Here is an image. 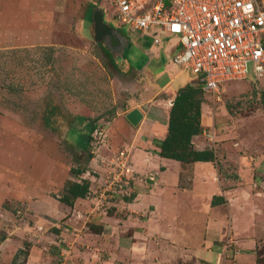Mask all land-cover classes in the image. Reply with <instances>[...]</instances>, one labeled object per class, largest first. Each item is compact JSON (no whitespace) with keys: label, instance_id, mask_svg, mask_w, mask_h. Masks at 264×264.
<instances>
[{"label":"crops","instance_id":"obj_1","mask_svg":"<svg viewBox=\"0 0 264 264\" xmlns=\"http://www.w3.org/2000/svg\"><path fill=\"white\" fill-rule=\"evenodd\" d=\"M103 22L107 28L102 29L101 40L95 41L109 54L131 46L128 34L152 37L140 31L123 33L109 23V17L105 21V15ZM157 36L158 44L153 37L152 45L143 43L148 48H143L141 57L145 60L138 69L126 58L110 54L116 68L143 74L147 92L153 94L149 102L141 100L118 112L107 128L108 146L116 152L123 147L128 150L134 171L133 178L127 181L131 194L115 196L105 210H97L93 201L102 176L91 175L87 195L68 205L47 193L58 185L54 169L48 171L43 183L28 180L24 188L10 189L15 198H35L27 203L32 206L34 223L22 228L29 230L26 237L18 227L13 233L9 231L10 235L3 233L0 264H14L23 249L26 252L22 264H256L255 250L264 239V153L248 157L227 142L226 147L217 144L214 161L181 163L159 155L176 91L196 86L198 81L193 82L187 74L189 70L172 62L177 39L171 45L166 43L167 33L157 31ZM160 76L166 78L158 83ZM179 79L181 85L174 86ZM211 112L210 105L203 102L202 130L193 137L197 149L211 148L202 133L212 122ZM78 122L79 129L86 127L85 122ZM80 149L88 152L90 147ZM92 157L89 162L96 166ZM100 167L97 165L98 170ZM83 173L67 179L79 181L77 177ZM213 197L222 201L212 204ZM39 203L44 205L38 208ZM197 204L203 206V213L198 217L201 223L194 241L188 227L198 220L192 212ZM227 238H232L233 245L225 250Z\"/></svg>","mask_w":264,"mask_h":264},{"label":"rangeland","instance_id":"obj_2","mask_svg":"<svg viewBox=\"0 0 264 264\" xmlns=\"http://www.w3.org/2000/svg\"><path fill=\"white\" fill-rule=\"evenodd\" d=\"M94 11L102 12L105 21L109 17L121 32H129L111 18L109 0H0V238L16 227L26 237L29 230L22 228L34 223L27 203L35 198H15L10 189L24 188L28 180L43 183L54 169L58 185L50 186L47 193L59 199L67 177L77 176L71 169H86L79 179L102 176L101 157L116 152L107 143L108 125L121 110L152 99L144 75L116 68L95 41ZM128 37L130 47L110 54L126 58L138 69L145 60L143 48H148L143 43L152 45V37L138 33ZM172 37L167 44H174ZM187 74L198 81L196 74ZM162 77L158 83L166 78ZM253 78L250 73L247 79L225 83L217 103L204 95L212 111V122L204 128L214 133L215 141L203 137L215 154L217 144L223 147L227 142L248 157L264 153V76ZM178 84L180 79L174 86ZM145 93L147 97H142ZM78 120L94 123L89 152L96 166L78 145L79 126L71 133L72 123L79 125ZM201 208L198 204L192 208L194 218L201 216ZM200 223L194 219L192 227L187 226L194 241ZM259 251L258 264H264L263 238L255 253ZM25 252L13 263L22 264Z\"/></svg>","mask_w":264,"mask_h":264},{"label":"built area","instance_id":"obj_3","mask_svg":"<svg viewBox=\"0 0 264 264\" xmlns=\"http://www.w3.org/2000/svg\"><path fill=\"white\" fill-rule=\"evenodd\" d=\"M111 18L129 32L157 31L177 39L172 62L199 74L202 89L213 102L221 101L225 83L264 76V0H109ZM155 29V32H151ZM210 142L214 133L202 131ZM103 175L93 206L105 210L115 196H129L127 181L134 171L123 147L101 157ZM154 179L152 175L149 177ZM233 245L227 238L224 249Z\"/></svg>","mask_w":264,"mask_h":264},{"label":"trees","instance_id":"obj_4","mask_svg":"<svg viewBox=\"0 0 264 264\" xmlns=\"http://www.w3.org/2000/svg\"><path fill=\"white\" fill-rule=\"evenodd\" d=\"M110 62L115 65L114 59L103 49ZM256 79V78H253ZM203 79L199 77L198 85L181 87L176 91L172 105L169 110L167 133L159 143V155L165 158H171L181 163H191L195 161H214L215 153L211 148L197 149L193 144V137L201 133V105L204 102V91L202 89ZM78 122V121H77ZM71 133L78 125L73 122ZM85 128L79 129V146L83 149L90 147L91 134L94 129L93 121L85 123ZM75 132V131H74ZM77 132V131H76ZM77 132V133H78ZM92 157L87 152V160ZM74 175L84 172L85 169H71ZM90 187V181L82 178L77 180H68L63 188V193L59 197L61 202L71 205L77 198H83L87 195ZM264 191V186H263ZM213 197L212 204L219 203L222 198ZM3 238V237H2ZM261 251L256 254V263L261 262Z\"/></svg>","mask_w":264,"mask_h":264},{"label":"water","instance_id":"obj_5","mask_svg":"<svg viewBox=\"0 0 264 264\" xmlns=\"http://www.w3.org/2000/svg\"><path fill=\"white\" fill-rule=\"evenodd\" d=\"M94 18L96 20V33H95V39L101 40V33L102 29L104 30L107 28V25L103 22V13L100 11H94ZM109 29H111L110 26H108Z\"/></svg>","mask_w":264,"mask_h":264}]
</instances>
